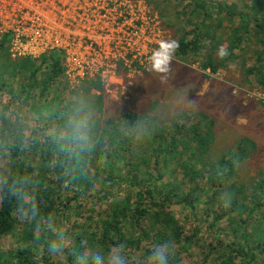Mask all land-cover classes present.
Wrapping results in <instances>:
<instances>
[{"label": "trees", "instance_id": "trees-1", "mask_svg": "<svg viewBox=\"0 0 264 264\" xmlns=\"http://www.w3.org/2000/svg\"><path fill=\"white\" fill-rule=\"evenodd\" d=\"M152 1L177 35L180 47L175 59L198 57L202 69L215 74L233 62L246 61L241 57L252 43L255 64H245L243 70L264 86V0L232 4L178 0L183 4L179 9L174 6L177 0ZM226 21L230 28L221 41L217 32ZM204 43L208 49L202 53ZM221 45L229 52L223 60L217 55ZM64 66L59 50L39 58L15 59L8 41H0V161L8 167L4 170L8 184L0 185V236L16 230L14 214L21 209L27 212L32 201L39 210L35 220L29 217L34 227L26 223V246L16 250L13 262L0 252V264H37L35 247L28 246L34 230L50 217L54 220L59 209L66 207L64 199L93 198L88 193L97 188V181L109 190L117 185L124 194L107 191L94 209H86L88 217L83 211L78 214L84 224L76 226L77 250L106 252L123 243L129 264H144L154 245L170 242L172 264H191L192 245L203 252L200 264H216L215 251L221 253L219 264H264V176H257L262 178L249 186L239 176L242 156L256 147L253 141L244 139L240 149L216 157L214 122L202 113H186L182 121L174 119L167 127L160 116L150 117L153 128H148L145 141L133 131V113H108L100 82L87 81L73 88L63 80ZM71 109L72 115L80 109L91 116V151L81 152L60 139ZM24 111L29 113L26 124L20 121ZM63 188L73 191L70 199L62 194ZM173 206L190 209L196 224L179 219ZM205 223L222 236L220 242L214 238L219 248L201 236H213ZM47 233H41V241ZM66 234L74 233L67 230ZM69 263L74 264L71 254Z\"/></svg>", "mask_w": 264, "mask_h": 264}, {"label": "rangeland", "instance_id": "rangeland-1", "mask_svg": "<svg viewBox=\"0 0 264 264\" xmlns=\"http://www.w3.org/2000/svg\"><path fill=\"white\" fill-rule=\"evenodd\" d=\"M208 1L210 4L238 2ZM182 5L178 0L175 1L176 9ZM214 26L215 23H212L211 28ZM229 28L226 21L217 32V35H221V41L226 39L225 32ZM174 31L164 23L157 4L152 0H0V41H8L13 58H39L53 49L61 51L66 69L63 80L68 81L73 88L80 87L87 81L100 82L103 95L106 96L108 113H133V131L138 132V137L143 140L148 128L152 127L150 117L160 116L167 121L164 125L167 127L175 120L182 121L186 113L207 115L214 122L215 138L212 146L216 157L219 158L225 152L233 153L244 139L255 143V149H248L242 156L244 161L239 164L240 179L249 186L257 176H264V86L247 76L243 70L245 64H255L254 59H251L252 43L241 57H246V61L233 62L227 70L220 69L215 74L203 70L198 57H191L187 61L175 59L170 79L161 82L156 73L148 70V57L161 39L177 38ZM207 49L208 46H205L201 52L205 53ZM43 76L44 74L41 77ZM79 89L77 88L78 91ZM169 93L172 96L167 97ZM192 100L198 101L194 107L189 103ZM73 110L68 111L69 117L73 116ZM9 114L5 113L6 116ZM28 116V111H24L20 115V121L26 124ZM0 170L3 172L0 176L4 177V170H8V167L3 161H0ZM260 178L262 177L257 179ZM95 184L97 188L90 189L88 193L94 194L93 198L78 202H67L64 199L66 207L59 209V214L51 223H45V227L42 224L39 227L35 223L38 227L28 246L35 247L37 264H70V252L49 257L46 253L48 242L57 231L66 233L70 230L74 234L67 235L69 239L66 240L65 247H74L76 226L84 224L78 214L83 211V216L88 217L86 209H94L98 198L101 199L108 193L115 196L124 194L123 189L117 185L109 190L99 185L98 181ZM126 190L128 194L131 193V188L127 187ZM61 191L66 194L67 199L74 194L65 188ZM172 209L182 221L189 219V225L193 222L196 224L190 209L180 206H173ZM18 216L20 212L14 214L16 230L0 236V252L12 262L16 250L26 246V223H32H29V217L19 219ZM209 224L205 223L203 226L209 228ZM209 230H213V236L203 233L201 236L209 244L219 248V243L214 238L218 237L220 242L223 240L222 236L215 229ZM43 231L49 233L41 241ZM192 247L194 250L189 263L200 264L203 252L193 245ZM80 251L88 254L93 253L95 248ZM209 251L210 247L204 251L205 257ZM135 256V259L141 258ZM220 257L219 251L212 254L216 264L220 263L217 261ZM14 263L18 264V261ZM144 264L147 262L144 261Z\"/></svg>", "mask_w": 264, "mask_h": 264}, {"label": "clouds", "instance_id": "clouds-1", "mask_svg": "<svg viewBox=\"0 0 264 264\" xmlns=\"http://www.w3.org/2000/svg\"><path fill=\"white\" fill-rule=\"evenodd\" d=\"M180 44L175 39H161L158 46L152 51L148 57L149 71L157 74L161 82H167L172 72V62ZM218 57L223 60L229 55L228 49L221 45L217 50ZM194 107L197 100L189 101ZM60 139L64 140L68 145L74 146L79 151H91L93 144L91 141V116L89 113L77 109L75 114L69 119L67 127L62 133ZM8 179L0 176V185H7ZM14 187V185H13ZM16 194V193H14ZM21 199L24 193H19ZM39 214L38 206L35 201L31 202V207L27 212L20 210L19 219L30 217L35 220ZM51 223V217L49 218ZM69 239L63 231H57L54 238L46 245V253L49 257H58L71 253L74 258V264H129V258L125 253V245L123 243L116 244L108 251H97L85 254L83 251L77 250L75 247L66 249V240ZM172 245L170 242H164L154 245L148 254L147 264H172Z\"/></svg>", "mask_w": 264, "mask_h": 264}, {"label": "bare ground", "instance_id": "bare-ground-1", "mask_svg": "<svg viewBox=\"0 0 264 264\" xmlns=\"http://www.w3.org/2000/svg\"><path fill=\"white\" fill-rule=\"evenodd\" d=\"M29 55V54H28Z\"/></svg>", "mask_w": 264, "mask_h": 264}]
</instances>
